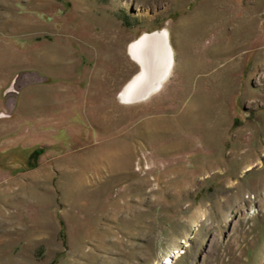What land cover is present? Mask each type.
I'll use <instances>...</instances> for the list:
<instances>
[{
	"label": "rangeland",
	"instance_id": "rangeland-1",
	"mask_svg": "<svg viewBox=\"0 0 264 264\" xmlns=\"http://www.w3.org/2000/svg\"><path fill=\"white\" fill-rule=\"evenodd\" d=\"M0 264H264V0H0Z\"/></svg>",
	"mask_w": 264,
	"mask_h": 264
},
{
	"label": "bare ground",
	"instance_id": "bare-ground-1",
	"mask_svg": "<svg viewBox=\"0 0 264 264\" xmlns=\"http://www.w3.org/2000/svg\"><path fill=\"white\" fill-rule=\"evenodd\" d=\"M166 35L169 38L168 30H157L131 44L130 54L138 62H142V73L121 92L120 99L123 102L146 99L162 89L174 66L173 48L170 42L168 45ZM161 68L163 73L160 77ZM168 262L169 260L166 263Z\"/></svg>",
	"mask_w": 264,
	"mask_h": 264
},
{
	"label": "water",
	"instance_id": "water-1",
	"mask_svg": "<svg viewBox=\"0 0 264 264\" xmlns=\"http://www.w3.org/2000/svg\"><path fill=\"white\" fill-rule=\"evenodd\" d=\"M166 40H167V42H168V45H169V41H168V36L166 35ZM164 44H165V42H164ZM160 70H162V68L160 69ZM163 73V70L159 73V76L161 77V74Z\"/></svg>",
	"mask_w": 264,
	"mask_h": 264
}]
</instances>
